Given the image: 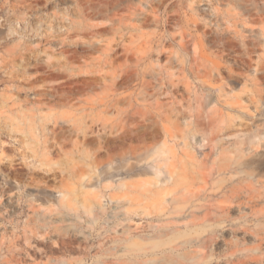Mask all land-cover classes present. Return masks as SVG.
<instances>
[{"label": "rangeland", "instance_id": "rangeland-1", "mask_svg": "<svg viewBox=\"0 0 264 264\" xmlns=\"http://www.w3.org/2000/svg\"><path fill=\"white\" fill-rule=\"evenodd\" d=\"M231 1L0 0V170L10 174L7 192L17 201L11 215L0 198V262L264 264V0ZM210 6L221 15L209 14ZM135 8L149 24L140 26ZM174 13L180 21L160 23ZM112 21L137 27L119 41ZM183 31L194 38L196 55L188 48L175 59L166 44L172 53L137 61L139 36L173 35L177 48ZM227 39L236 40L234 50L223 48ZM109 46L120 57L109 72L133 77L115 82L110 95L131 99L134 118L126 130L92 126L88 117L78 129L75 112L55 104L53 92L100 70ZM162 66L184 82H162ZM99 82L83 98L104 96ZM185 84L184 94L169 93L168 86ZM39 92L48 95L37 110ZM154 99L163 114L172 100L184 114L142 116ZM189 111L200 116L198 132L183 139L187 122H195ZM105 114L107 124L118 120L113 109ZM156 124L173 137L161 127L151 132ZM212 136L219 137L213 149L196 145ZM161 148L166 154L154 163ZM152 164L163 173L156 176ZM251 181L258 193L251 202L241 194L220 223L186 229L227 187Z\"/></svg>", "mask_w": 264, "mask_h": 264}, {"label": "bare ground", "instance_id": "bare-ground-1", "mask_svg": "<svg viewBox=\"0 0 264 264\" xmlns=\"http://www.w3.org/2000/svg\"><path fill=\"white\" fill-rule=\"evenodd\" d=\"M151 1V0H148ZM166 0H162V2H165ZM215 1H223V0H215ZM229 2H232L231 0H227ZM116 2V0H110V3L112 5H114V3ZM161 2V0H160ZM172 4V3H171ZM176 4V3H175ZM174 4V5H175ZM176 7V6H175ZM169 8V6H168ZM174 6L171 7V9H173ZM209 14H212L216 17H218L219 15H221L220 11L217 10L216 8H213L212 6H210V8L208 9ZM134 17L138 15V17L140 16L141 18H136V21H139L140 26L142 25H147L149 24V20L148 17L144 14H139L137 12V9H133V12L131 13ZM129 16V15H128ZM224 17H226V21L228 22V24H230V20H231V13H229L228 11L225 12V15H222ZM128 18V17H126ZM125 18V19H126ZM150 18V17H149ZM123 20H124V16H123ZM121 20V21H123ZM176 20L177 22L180 21V17L178 13H174L171 15H168L164 20H159L160 23L165 26L169 23H171V21ZM204 20V19H201ZM198 21V20H197ZM212 22V21H211ZM137 23V22H136ZM196 23V21H195ZM208 25H210V23L205 22ZM230 26V25H229ZM137 25H135L132 23V26H127L124 23L120 24L117 22L112 21L109 29L110 31L114 34L117 35L115 39H118L119 41L125 39L127 36L126 33H124L125 31H130L134 30V28H136ZM35 31V30H34ZM155 35V34H154ZM139 38H142L137 44L136 46L133 48V50L137 51V61H141L143 59H150L153 56V51L157 52L159 56H157V58L160 57H165L166 55H168V53H172V52H168L166 50V44L171 46L172 48H174L173 54H174V58L179 59L180 57L183 56V52H186V50L189 48H193L194 54L196 55V44L193 43L194 38L192 37L191 34H187L185 31H183V33L181 32L180 35V40L178 41V47L176 48V44H175V38L173 37V35H158L157 38H154L152 36H144L141 35L139 36ZM210 39V38H209ZM237 47V42L234 39H227L226 41L223 42V48L227 49V50H234ZM107 50L110 51V54H106L109 55V57L107 59H104L103 61H101L102 65H100L99 67H101L100 70H96V71H92L88 72L90 73L89 76H85L82 78H78L75 82L71 81V82H62L61 85L56 88L53 92V96L54 98H56V103L55 104H59L61 106L66 107L68 109H72L76 114V116L78 117L75 120H78V124H76L78 129H83L84 127H86V123H85V118L88 117L90 118V122L94 125H97V123H100V126L102 128L105 127H110L113 129H121V130H126L127 128H129V126L127 125V121L128 120H132L134 118V114H133V110H134V106L136 104H134V102L132 103L131 99H124V98H114V95H110L112 93H115V88H114V83L115 82H124V80H128L132 77V71H126L125 75H115L114 73H110L109 72V67L110 65L119 60V56H116V51L112 48V47H108ZM128 50V49H126ZM131 50V51H133ZM135 53V52H134ZM141 55H140V54ZM135 54V55H136ZM122 57V56H121ZM169 56L165 59H168ZM172 59V57H171ZM171 59H168V64L171 66ZM179 61V60H178ZM138 66V65H137ZM107 67V68H106ZM169 68V66H167ZM97 68V67H96ZM95 68V69H96ZM191 69H193L192 67H190ZM170 69H167L165 66H162L161 72H162V77H163V72H164V77L162 78V82H184L181 79H178L176 77V80H173V78H175L174 74L172 72L169 71ZM183 70V68H182ZM197 72H195V76L196 77H201L200 70L198 69H193ZM87 73V74H88ZM98 73V75H97ZM62 75H56V77H61ZM80 77V76H79ZM109 77V82L112 83H106V78ZM141 77V76H140ZM139 78V77H138ZM102 80L101 82V87L104 92L106 93L104 96H100L99 98H83V95H88L90 93H92L93 91H95V88L98 86V83H100L99 81ZM133 79V77H132ZM131 79V80H132ZM140 79V78H139ZM127 82V81H126ZM141 82V80H140ZM162 85V84H161ZM100 86V85H99ZM170 88L169 93H175L177 95H179L180 91L181 94H184L188 89L186 87H188V84H185V89L181 88V86H176V85H171L168 86ZM160 89V87H159ZM162 89V88H161ZM180 94V96H182ZM48 94L46 93H37V102H36V109L39 110L40 106L38 107V104L42 103L41 101L43 99H45L47 97ZM52 96V95H51ZM111 96V97H109ZM144 99H146V97H144ZM77 101L76 104H74V101ZM55 101V100H54ZM121 104H126L124 108H122L120 105ZM177 105H179L178 103H176L175 101H170L169 105L166 106L165 108V114H163V112H161L160 110H162L165 106L162 105L157 99H154L153 102L149 105L150 109L152 110V112L148 111V112H144L142 113V116H146L147 113L154 114L156 116H158L160 119L163 118V120H167L169 118L170 115H174L177 117H181L180 115H183L184 113H181L180 110H177ZM108 109H113L114 111H116L117 115H118V120L116 122H111L110 124H107L108 119L107 117H105V114ZM180 109V108H179ZM196 111H199V108L196 109ZM190 112V111H189ZM137 113H140V111L138 110ZM167 113H169V116L167 115ZM180 113V114H178ZM192 113V112H190ZM105 114V115H104ZM162 114L164 116H162ZM195 119V122H193L192 120H190L189 122H187L188 127H186V129L184 130V132L186 133V136H183V139L185 138H189V135L194 136L196 134V132H198L197 129V122H198V118L200 116L197 115V113L193 112L192 115ZM76 118V117H75ZM128 119V120H127ZM87 121V119H86ZM148 121V119H147ZM75 125V124H74ZM99 125V124H98ZM190 125H192V127H190ZM145 131L146 133L149 132V128L145 125ZM162 128L164 132H166L170 137H173V135L171 134L170 131V127H164L161 124H156L155 126H153V128L151 129V132H155L156 128ZM144 128V127H143ZM125 133V132H124ZM191 137V136H190ZM122 140V138L120 139ZM119 140V141H120ZM217 140H219L218 136H212V138H209L207 140L206 143H204V139L202 138V140L196 141V145L201 146V147H208L213 149L214 147H216V144H214V142H216ZM186 146H189V144L185 143ZM165 146V145H164ZM154 153L159 154L158 156L153 157V162L156 163L157 161H159L161 159L160 155H164L166 154V151L161 148L160 150H155ZM202 155L204 157H206L207 155H205L204 152H202ZM7 160L3 159V164H6ZM161 161V160H160ZM158 163V162H157ZM8 164V162H7ZM10 164V163H9ZM27 165V164H26ZM10 167V166H9ZM8 167V168H9ZM11 168V167H10ZM151 168L154 169V174L156 176H158L159 174L163 173L162 168L160 167V165H151ZM144 171V170H142ZM12 172V171H11ZM217 172V171H216ZM215 173L214 167H211L208 170V174L207 176H213ZM217 173H220V171H218ZM237 173H242V171L239 170V172ZM244 176V177H243ZM242 182H246L245 180H248L250 177L248 175H242ZM170 180V177H169ZM254 181H251L249 183H245L243 184V186H238L236 184L230 185L229 187L226 188L225 191H223L222 193V197L221 199H211L209 201V203L207 205H205L203 212L201 213H196V214H192L191 215V221H189L188 224L185 225L186 229H189L191 227H197L198 225H204L207 223L210 224H217L221 222V214L224 213H228V211L235 205V203H237L239 201V197L241 194H247V196H250V202L258 196L257 190L255 189V185L253 183ZM241 183V182H240ZM12 185V179L9 173H4L0 170V198H4V205L5 208H7L10 212L11 215H14V211L17 208V201L16 199H14L12 197V195H10L7 192V188H10ZM3 205V206H4ZM10 215V216H11ZM180 222V221H178ZM232 225V224H231ZM177 230L181 229V226H177L176 227ZM212 236L208 235L207 236V240H211ZM207 240H202L201 243L203 245H205L207 243ZM1 245V243H0ZM1 249V248H0ZM175 250L178 251V248H175ZM200 251H197L196 253H199ZM258 253H261V250L259 248ZM0 264H12V260L11 259H5L4 261L0 262ZM173 264H187L186 262H182V261H174Z\"/></svg>", "mask_w": 264, "mask_h": 264}]
</instances>
